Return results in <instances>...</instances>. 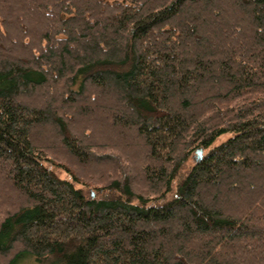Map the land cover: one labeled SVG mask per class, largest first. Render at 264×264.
Returning <instances> with one entry per match:
<instances>
[{
    "label": "trees",
    "instance_id": "16d2710c",
    "mask_svg": "<svg viewBox=\"0 0 264 264\" xmlns=\"http://www.w3.org/2000/svg\"><path fill=\"white\" fill-rule=\"evenodd\" d=\"M28 259L264 264V0H0V264Z\"/></svg>",
    "mask_w": 264,
    "mask_h": 264
},
{
    "label": "rangeland",
    "instance_id": "374dc122",
    "mask_svg": "<svg viewBox=\"0 0 264 264\" xmlns=\"http://www.w3.org/2000/svg\"><path fill=\"white\" fill-rule=\"evenodd\" d=\"M85 122L84 121H81V122H77L76 123V126H77V128L79 129V130H81V131H83V129L86 127L85 126V124H84ZM48 129V128H47ZM50 131H52V130H50V128H49V130H46V132H45V134H46V136L48 137V138H51L52 139V137H51V134H52V132H50ZM94 131V133L92 132V137L95 139H98V140H100V137H105L108 141H109V143L110 142H114L113 144H118L119 146L121 145H127V140L125 139V136H124V134H123V137L122 136H120V135H122L121 133V131H120V129H118V130H116V129H114V128H112V127H109L108 125L107 126H104L103 128H96L95 130H93ZM120 132V133H119ZM232 136V133H226V134H223V135H221V136H219L216 140H215V142H214V145H217V144H219V143H221V142H223V141H225V140H227L229 137H231ZM43 138V137H42ZM95 141H97V140H95ZM117 146V145H116ZM123 147V146H122ZM199 149V148H198ZM198 149H196L193 153H192V156L189 158V160H188V162L184 165V168L181 170V177L182 176H184V175H186L188 172H189V170L191 169V167H192V165H193V163L197 160V159H200V156H199V154L197 153V150ZM136 151H137V153L138 154H140V157L142 156V151L139 149H136ZM204 152V151H203ZM203 152H202V154H203ZM205 152H206V150H205ZM201 157H202V155H201ZM61 158L63 159V160H66L67 162H69V164H70V166L72 165V166H74L73 168L74 169H76L77 171L79 170L82 174H85L86 176H88L89 174H96V173H98V172H91V170L93 169V168H91L92 166H90V165H88L89 167H85V166H83V167H77L76 165H73V159H71L70 157L69 158H65L63 155H61ZM142 158V157H141ZM140 158V159H141ZM137 164H139V163H137ZM136 164V165H137ZM136 167V166H135ZM139 167V166H138ZM57 171H58V173H59V175L62 177V178H67L68 177V175H67V173L65 172V171H63V170H59V169H57ZM176 181L174 182V184H173V187H175L176 186ZM144 190V189H143ZM94 194V193H93ZM174 196V194H172V193H170L169 195H168V197L169 198H171V197H173ZM23 264H38L35 260H33V259H28V260H26V262H24Z\"/></svg>",
    "mask_w": 264,
    "mask_h": 264
},
{
    "label": "water",
    "instance_id": "95a60500",
    "mask_svg": "<svg viewBox=\"0 0 264 264\" xmlns=\"http://www.w3.org/2000/svg\"><path fill=\"white\" fill-rule=\"evenodd\" d=\"M202 152H203V148L200 147V148L197 150V153L199 154L200 158H201ZM93 196H94V194H93Z\"/></svg>",
    "mask_w": 264,
    "mask_h": 264
}]
</instances>
